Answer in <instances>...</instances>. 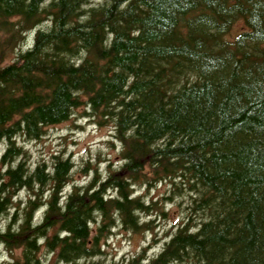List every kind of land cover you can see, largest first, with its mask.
I'll return each mask as SVG.
<instances>
[{
  "label": "trees",
  "instance_id": "obj_1",
  "mask_svg": "<svg viewBox=\"0 0 264 264\" xmlns=\"http://www.w3.org/2000/svg\"><path fill=\"white\" fill-rule=\"evenodd\" d=\"M96 2L0 0L2 264H264V0ZM78 116L121 147L84 186L17 143ZM162 184L189 197L163 249L104 261L113 230L155 233L136 189Z\"/></svg>",
  "mask_w": 264,
  "mask_h": 264
},
{
  "label": "rangeland",
  "instance_id": "obj_2",
  "mask_svg": "<svg viewBox=\"0 0 264 264\" xmlns=\"http://www.w3.org/2000/svg\"><path fill=\"white\" fill-rule=\"evenodd\" d=\"M242 29V24L238 23L235 33H239ZM33 38L34 36L29 37L25 50L32 46ZM12 59L13 57H9L6 63ZM112 132V125H99L87 118L82 120L78 116L55 128H49L41 140L27 142L19 139L17 143L28 152L32 168L43 162L49 166L52 165V159L57 155H64L66 159L70 158L75 166L74 181L84 186L94 177L95 169H98V173L103 179L108 176L110 169H117L121 166V147L118 144H112ZM4 152L5 146H0V160ZM72 187L73 185L66 188L65 194L68 195ZM136 195L142 196L149 202L163 200L162 204L166 215L160 217L154 215L148 218V220L156 221L157 228L154 234L130 235L123 232L121 228L113 230L112 235L102 248V252L105 253L103 260L106 262L120 263L124 259L138 255L143 248H148V256H154L164 247L163 235L165 232L171 230L174 224L180 222L182 216L187 214L185 202L189 198L188 195L185 193L184 197H181L178 195V190L170 185L162 184L149 191L146 188H137ZM25 196L22 194L21 198L23 199ZM170 198L173 199L169 201ZM41 213L37 218L42 216ZM3 223L6 224L7 221L4 220ZM8 258H10L9 253L0 247V264Z\"/></svg>",
  "mask_w": 264,
  "mask_h": 264
},
{
  "label": "bare ground",
  "instance_id": "obj_3",
  "mask_svg": "<svg viewBox=\"0 0 264 264\" xmlns=\"http://www.w3.org/2000/svg\"><path fill=\"white\" fill-rule=\"evenodd\" d=\"M50 1V0H49ZM34 39V38H33ZM23 48V47H22ZM23 143V142H22ZM177 159V158H176ZM91 258V257H90ZM129 264V263H128Z\"/></svg>",
  "mask_w": 264,
  "mask_h": 264
}]
</instances>
